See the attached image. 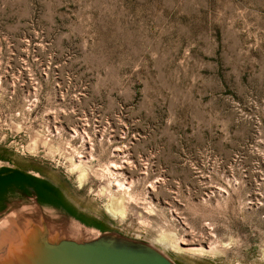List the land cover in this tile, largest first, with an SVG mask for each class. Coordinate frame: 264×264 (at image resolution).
Instances as JSON below:
<instances>
[{
  "label": "rangeland",
  "instance_id": "1",
  "mask_svg": "<svg viewBox=\"0 0 264 264\" xmlns=\"http://www.w3.org/2000/svg\"><path fill=\"white\" fill-rule=\"evenodd\" d=\"M3 170L178 264H264V0H0Z\"/></svg>",
  "mask_w": 264,
  "mask_h": 264
},
{
  "label": "water",
  "instance_id": "2",
  "mask_svg": "<svg viewBox=\"0 0 264 264\" xmlns=\"http://www.w3.org/2000/svg\"><path fill=\"white\" fill-rule=\"evenodd\" d=\"M0 186V264H178L155 243L72 215L22 184Z\"/></svg>",
  "mask_w": 264,
  "mask_h": 264
},
{
  "label": "flooded vegetation",
  "instance_id": "3",
  "mask_svg": "<svg viewBox=\"0 0 264 264\" xmlns=\"http://www.w3.org/2000/svg\"><path fill=\"white\" fill-rule=\"evenodd\" d=\"M6 184L16 185V188L19 189L23 188V184L25 187L31 188L36 194L42 195L45 198L54 199L55 201L59 202L64 208H66L69 212H71L72 215L76 216L77 218L94 224L99 228H107L98 221L88 219L81 213L75 211V209L64 200L58 190L51 188V186L47 185L41 178H32L29 175L16 170H3L0 171V186L2 187L1 189H3V186H5Z\"/></svg>",
  "mask_w": 264,
  "mask_h": 264
},
{
  "label": "bare ground",
  "instance_id": "4",
  "mask_svg": "<svg viewBox=\"0 0 264 264\" xmlns=\"http://www.w3.org/2000/svg\"><path fill=\"white\" fill-rule=\"evenodd\" d=\"M85 135V134H84ZM112 165H115V164H112ZM77 166V165H76ZM75 166V167H76ZM79 166V165H78ZM77 166V167H78ZM80 167V166H79ZM81 168V167H80ZM82 168H85V167H82ZM116 168V167H115ZM79 169V168H78ZM81 170V169H80ZM79 170V171H80ZM87 170V169H86ZM83 171V169L81 170V173H83L82 172ZM84 172H85V170H84ZM80 174V173H79ZM84 174V173H83ZM80 175H82V174H80ZM81 177V176H80ZM83 177H85V176H83ZM83 177H81V179L83 178ZM84 180V179H83ZM80 182V181H79ZM117 184V183H116ZM113 202V201H112ZM122 206V205H121ZM122 208H123V206H122ZM108 209V212L112 215V216H116V215H119V213H121L119 210L120 209H118V207L117 206H111V207H109V208H107ZM106 209V210H107ZM120 217V216H119ZM165 237L163 236V237H161V238H159L158 239V241L161 243V244H163V246H171V247H173L175 250H177L178 252H181V253H200V252H215V250L212 248V247H209L208 249H203V248H201V247H198V248H183V247H181V246H179L178 244H177V242H174V246L173 245H171V243H165V239H164ZM176 241V240H175ZM166 244V245H165Z\"/></svg>",
  "mask_w": 264,
  "mask_h": 264
},
{
  "label": "trees",
  "instance_id": "5",
  "mask_svg": "<svg viewBox=\"0 0 264 264\" xmlns=\"http://www.w3.org/2000/svg\"><path fill=\"white\" fill-rule=\"evenodd\" d=\"M52 188V187H51Z\"/></svg>",
  "mask_w": 264,
  "mask_h": 264
}]
</instances>
